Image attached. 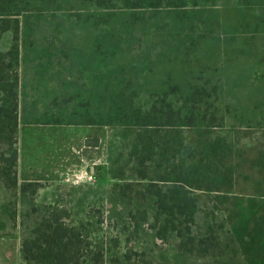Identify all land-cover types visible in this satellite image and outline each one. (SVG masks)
Masks as SVG:
<instances>
[{"label":"rangeland","instance_id":"obj_1","mask_svg":"<svg viewBox=\"0 0 264 264\" xmlns=\"http://www.w3.org/2000/svg\"><path fill=\"white\" fill-rule=\"evenodd\" d=\"M159 2L0 0V264H264V2Z\"/></svg>","mask_w":264,"mask_h":264},{"label":"trees","instance_id":"obj_2","mask_svg":"<svg viewBox=\"0 0 264 264\" xmlns=\"http://www.w3.org/2000/svg\"><path fill=\"white\" fill-rule=\"evenodd\" d=\"M111 4H118V2L124 3L127 7L130 8H138V7H144V6H153V5H159V0H98L99 5H110ZM154 1L157 4H153ZM161 1V0H160ZM164 2H169L171 0H163ZM241 2L249 1L253 2L254 0H239ZM258 1V0H255ZM260 2H264V0H260ZM14 98V100H13ZM13 100V101H12ZM16 100H17V94L16 92L14 95L12 93L6 94V101L9 102V108L6 110L7 119H4L0 114V127L4 125V120L7 122L6 130H5V137L0 140V159L6 161L9 168L6 170L3 168L2 165H0V178L3 179L4 184L6 187H9L10 185L16 184V167H17V130H18V118H17V108H16ZM211 147H214L216 143L210 142L208 144ZM3 168V170H2ZM181 170V169H180ZM6 173L9 176H6ZM194 178L198 181V185L201 186H207L210 184L208 182L206 175L202 172H196L194 173ZM208 182V183H207ZM36 182H24L21 184L20 190L23 193L28 185L35 184ZM207 183V184H206ZM187 198H182V201L178 204L179 209V216H185L186 219L189 218L190 220L192 217V211H191V204L189 201L186 200ZM167 219L166 222H164V225L168 227L167 221L171 222L170 215L166 212ZM53 224H50V229L53 231L51 238L48 239L47 245H44L43 242L40 244H36L34 242H29L28 240L23 239L21 242V251L23 258L27 264H69L68 258L65 254V247L66 242H64V234L60 233L59 230L61 229V223L57 222L55 220V226H52ZM207 239V236L205 238L200 239L196 244L193 246L195 248H198L201 250L204 246ZM38 245H42L44 247L43 250L34 252V249L38 247ZM47 249L50 250H57L58 252L54 254H50ZM36 253V256L35 254ZM91 261H95V258H86L83 263L84 264H90Z\"/></svg>","mask_w":264,"mask_h":264}]
</instances>
